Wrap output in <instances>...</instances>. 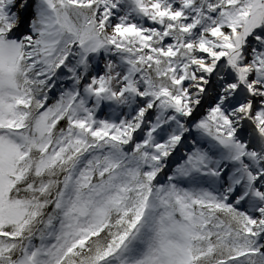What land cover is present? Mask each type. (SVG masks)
Wrapping results in <instances>:
<instances>
[{
	"label": "snow or ice",
	"instance_id": "snow-or-ice-1",
	"mask_svg": "<svg viewBox=\"0 0 264 264\" xmlns=\"http://www.w3.org/2000/svg\"><path fill=\"white\" fill-rule=\"evenodd\" d=\"M0 264H264V0H0Z\"/></svg>",
	"mask_w": 264,
	"mask_h": 264
}]
</instances>
